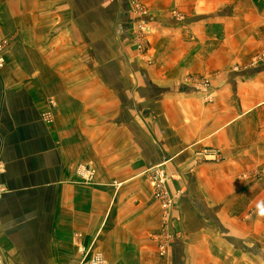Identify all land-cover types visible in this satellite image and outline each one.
<instances>
[{"label": "crops", "instance_id": "1", "mask_svg": "<svg viewBox=\"0 0 264 264\" xmlns=\"http://www.w3.org/2000/svg\"><path fill=\"white\" fill-rule=\"evenodd\" d=\"M115 12L117 0H0V39L20 32L17 61L0 69V264H87L86 249L102 253L105 264H151L127 261L138 253L144 259L162 223L145 177L160 166L176 176L168 184L177 198L171 223L183 238L174 245L209 252L208 264H218L214 252L229 240L198 227L192 207L203 191L214 205L215 185L226 186L222 195L238 199L244 221L247 202L258 204L253 215L263 212L264 75L225 71L208 91L171 82L165 68L129 66L137 60L131 47L97 31L119 22ZM149 39L152 55L157 38ZM207 148L221 162L201 161ZM87 164L95 167L94 185L77 171ZM232 185L236 193L227 190ZM248 188L255 191L249 200Z\"/></svg>", "mask_w": 264, "mask_h": 264}, {"label": "rangeland", "instance_id": "2", "mask_svg": "<svg viewBox=\"0 0 264 264\" xmlns=\"http://www.w3.org/2000/svg\"><path fill=\"white\" fill-rule=\"evenodd\" d=\"M117 3L118 12L114 13V19L119 22H116L117 24H114L115 22L98 24L97 31L109 32V36L114 37V40L118 38L124 48L129 47L130 49L131 47L132 50L129 52L135 54L137 60L130 62L129 66L144 69L149 67L165 68L167 75L164 78L171 82L180 79L183 84L208 91L212 88V80L221 81L222 78L228 77L225 75V71L247 73V76L257 73L264 75V0H117ZM122 5L127 6V12L124 8L121 12ZM125 12L126 15L121 16ZM76 14H80L88 21L94 22L96 19L94 12H78ZM105 18L107 16L103 12V19ZM125 22L131 23V25H125ZM91 25L94 29V24ZM126 26L130 28L128 29L130 37L128 43L124 37ZM17 33L20 35V32L13 28V31L0 39V69L8 67L14 60L17 61V54L14 55L16 49L14 39ZM150 37L157 38L152 55L149 53L151 51ZM10 55L14 56L8 59ZM29 60L31 62L30 58ZM100 63L105 66L108 61H95L96 66H101ZM258 70L259 72H255ZM210 93L208 92V99L211 98ZM50 112L49 110L46 113ZM250 118L255 120L254 113ZM262 118L264 120L263 113ZM43 119L45 120L44 117ZM53 122L54 119L51 124ZM247 127L248 132L249 130L254 132L253 123L251 126L248 124ZM217 152L215 149L207 148L199 154L198 158L208 162L211 157L210 160L214 159L215 161H212L219 163L221 157ZM77 171L81 174L84 183L95 184L94 165H81ZM156 171L164 173L167 180L164 189L162 188L158 192L161 197L159 199L156 198V190H154L152 182L149 181L150 178H153L151 176L157 173ZM260 174L259 172L250 173L247 180L253 179L254 175L261 177ZM233 175L235 174H226L224 179H238L237 175ZM145 177L148 179V186L152 190L153 198L163 210V220L158 233L151 237L152 244L150 246H152L147 252L142 253L144 259L141 257V253H138L127 262L212 263L208 259L210 253L204 252L203 249H201L202 252L198 250L192 252L185 245H174L183 238L181 236L178 239L179 235L173 232L174 226L171 223V214L177 198L170 195L168 184L170 181L176 180V176L170 175L164 167L160 166L146 172ZM221 188H226V186L215 185V192L218 194L214 197V205L210 202L205 203L204 198L208 200L209 197H206V193L203 191L197 197L199 202L194 203L192 207L193 213L196 214L195 217H198V227L203 226L205 230L223 232L226 235L220 237L229 240L221 248L210 245L217 249L214 255L219 260L218 264H264V201L261 205L263 212L256 215L253 213L258 204L247 202L248 217L244 221L238 218L240 216L238 199H229L228 196L224 198L226 196L222 195ZM193 189L199 191L198 187ZM3 190L5 191L4 188ZM227 190L230 193L233 191L236 193L237 187L232 185L231 189ZM262 191L264 198V189ZM254 193V189L248 188V200L249 197L254 196ZM188 223L196 222L192 220ZM194 227L196 228L197 225ZM238 228L241 231H237ZM188 231H190V226H188ZM189 236L190 233L185 234L187 242L190 241ZM80 237L81 235H78L77 239ZM83 252L81 255L84 254L86 262L87 260L89 262L87 264H105L102 253H95L90 249ZM211 259L213 258L211 257Z\"/></svg>", "mask_w": 264, "mask_h": 264}, {"label": "built area", "instance_id": "3", "mask_svg": "<svg viewBox=\"0 0 264 264\" xmlns=\"http://www.w3.org/2000/svg\"><path fill=\"white\" fill-rule=\"evenodd\" d=\"M44 118H45V121L48 122L49 124L52 122V116L51 114H46L44 115ZM157 173L154 175V176H151L153 178H150L149 181L152 182V186L155 188L154 190H156V198L159 199L161 198L160 195H159V191L165 187L166 185V175L160 171H156ZM164 189V188H163ZM4 193V190L3 188L0 186V196Z\"/></svg>", "mask_w": 264, "mask_h": 264}]
</instances>
